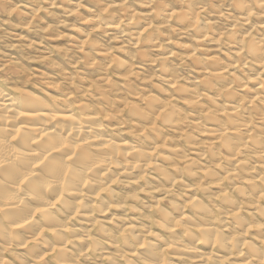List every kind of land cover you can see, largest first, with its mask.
<instances>
[{
	"label": "bare ground",
	"instance_id": "bare-ground-1",
	"mask_svg": "<svg viewBox=\"0 0 264 264\" xmlns=\"http://www.w3.org/2000/svg\"><path fill=\"white\" fill-rule=\"evenodd\" d=\"M13 1L0 0V17L25 16L29 30L42 7ZM90 1L101 9L86 24L126 39L141 66L80 35L67 45L78 55L73 65L98 74L79 78L75 97L61 87H71L74 72L54 69L55 82L41 83L43 74L25 75L12 57L0 63V264H264V0H178L171 9L141 0L142 13L121 0L119 14ZM206 1L216 3L212 11ZM211 13L226 23L223 33L201 19ZM163 28L191 32L199 46L225 38L233 60L185 50L196 76L195 87L182 86L163 46H187L166 37L157 44ZM148 47L164 100L123 81L115 88L108 73L137 77Z\"/></svg>",
	"mask_w": 264,
	"mask_h": 264
},
{
	"label": "rangeland",
	"instance_id": "rangeland-1",
	"mask_svg": "<svg viewBox=\"0 0 264 264\" xmlns=\"http://www.w3.org/2000/svg\"><path fill=\"white\" fill-rule=\"evenodd\" d=\"M3 1L7 2L6 4L8 6H10V3L11 5L14 4L13 0ZM48 1L49 0H36L37 6L42 8L40 12H38L36 19L32 21L31 28L29 30H23L22 28L23 24L27 22V20L24 19L25 16L19 18L15 17L14 14L9 17H4L1 15V23L7 19L8 20L6 21L7 25L0 26V63L12 57L14 58L13 61L17 63L25 75L30 74L33 76H38L40 75L38 72L43 74L44 79L40 80L41 83L47 81L45 79L46 77L49 78V82H55L57 78L52 74L54 69L57 71L59 70L66 76H68V74L72 75V72H74L76 75L73 74V76H75V80L71 87L66 85H62L61 87L64 89V92L72 93L75 95V97H77L78 88L82 86L78 79L82 78L85 82H89L98 74L94 70V65L90 70L86 69L85 64L83 65L82 62V64H78L76 67L73 65L74 61L77 60L78 55L68 52V50L70 51L71 49L67 47V45H69L70 41L72 40H82L80 35L83 37L87 36L90 41L95 42V44L103 49H109L111 56H114L115 59L119 58L126 64H133V68L141 66L139 65L140 61L137 54L135 53V49H131L127 42L124 43L126 39L120 40L119 35L112 38V36L102 34L101 31L96 33L93 29H91V24H86L85 20L90 18L92 13L96 14L98 13L97 10L101 9L98 6H95L90 0H69L67 5H61L58 0H55L54 7L51 9L46 7L45 3ZM119 1L121 0H101V5H106L108 8H110V11H114L113 14H119V12L113 8V4H116ZM140 1L141 0H124L123 3L129 12L134 11L136 13H142V11L145 9L141 7ZM159 1L164 2L165 7L168 9L178 6V4H176V1L178 0ZM205 3L207 5L208 11H212L214 5L216 4H209L207 1ZM73 5H77V7L74 8ZM225 8L226 7L224 5H220L217 8V11L223 12ZM71 9H73L72 15L66 14V11ZM21 10L22 13L25 14L26 11L23 9ZM91 10H93V12ZM111 14V12L110 14L107 13L108 16H111ZM213 14L216 13L209 14L213 17H209V15L201 16V19L203 21L208 20L213 23L209 31L213 32L214 35H218L225 31L224 29L227 27V25L224 21L214 18L215 15ZM154 24L158 23L154 21ZM170 24L173 25L174 23ZM47 25L49 26L48 29L45 28ZM240 29L241 31L246 30V28ZM18 34L22 38L19 44L13 37ZM165 37L171 38V40L177 44L187 46V48L177 47L173 49L171 47L163 46L164 48H167L166 50H172L173 52V56L167 60L165 67L172 71L182 86L195 87L192 78L196 76L194 72V70H196V66L192 63V61H186L182 59L184 56L183 54L186 53L185 50L195 49L194 58L214 55L217 60L222 62V64H227L229 61L233 60V56L231 54L232 51L226 50V47L223 45V43L226 42L225 38L219 43L214 42L213 44L199 46L194 41L193 33L187 32L185 34H176L171 32L169 29L163 28L159 33H157L155 42L157 44L161 43ZM28 42H31L32 45L27 46ZM13 43L19 46L11 50L10 45ZM152 51L153 49L148 47L146 51V60H143V63H145L142 65L143 70H136L139 72L137 77L135 75L133 78L125 80L123 71L114 67L109 68L108 73L110 74V79L112 80L115 88H118V86H120L123 81L130 83L135 89H150L153 94L158 96L159 99L164 100V98L169 95V92L165 87L161 88V91L157 90L159 83H157L158 73L156 72V67L159 65V63L157 61L153 64H149L152 63L150 60H153V56L156 55V53ZM95 61L98 63L103 62L99 59V57L95 58ZM80 70L83 71L82 74H80ZM33 81V86L36 89H42L43 91L52 94V92L43 88L45 86L40 84L38 80ZM114 96L124 97L126 96V93L119 92L118 95L115 94ZM178 107H180V105H178ZM190 131L195 136L194 141L199 142L204 140V137L200 136V133L196 130ZM166 133L169 134L170 132Z\"/></svg>",
	"mask_w": 264,
	"mask_h": 264
}]
</instances>
